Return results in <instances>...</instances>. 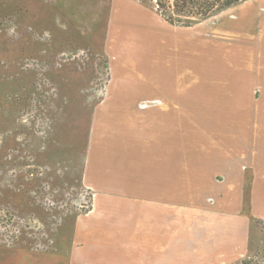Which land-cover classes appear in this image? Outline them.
<instances>
[{"label": "crops", "instance_id": "crops-1", "mask_svg": "<svg viewBox=\"0 0 264 264\" xmlns=\"http://www.w3.org/2000/svg\"><path fill=\"white\" fill-rule=\"evenodd\" d=\"M94 1L107 2L101 54L111 86L94 103L78 159L79 183L95 192L91 209L56 234L24 237L32 245L20 247L29 252L18 251L6 264L231 262L246 250L249 219L264 221V0L239 3L221 22L225 37L237 33L240 47L255 51V73L234 75L237 86L208 93L253 115L241 123L238 140L203 145L183 140L180 116L199 112L200 76L178 73L173 53L194 41L198 46L199 33L172 28L147 0ZM81 11L95 9L86 4ZM142 101L150 104L141 108ZM217 175L227 178L216 188L219 210L203 194ZM245 179L251 180L246 196ZM22 239L8 247L17 249Z\"/></svg>", "mask_w": 264, "mask_h": 264}, {"label": "rangeland", "instance_id": "rangeland-1", "mask_svg": "<svg viewBox=\"0 0 264 264\" xmlns=\"http://www.w3.org/2000/svg\"><path fill=\"white\" fill-rule=\"evenodd\" d=\"M147 1L172 28L200 36L198 46L194 41L173 50L178 73L200 76L199 112L179 113L183 140L197 145L238 140L241 123L245 126L253 113L240 112L239 103L225 106L224 97L208 93L237 86L234 75L256 71L255 51L240 47L237 33L225 37L221 23L245 0L218 13H212L215 8L210 14L203 10L205 19L195 18L196 8L178 15L176 0ZM66 2L0 0V264L19 258L18 251L29 252L20 247L32 245L24 237L56 234L93 203L94 190L79 183L78 159L86 149L85 128L94 103L105 99L111 86L109 64L101 54L108 9L106 1L104 7L94 0ZM86 4L94 6L90 15L81 11ZM212 76L217 81H209ZM149 104L142 101L139 106ZM212 181L211 191L203 193L204 203L219 210L216 188L225 186L227 178L217 175ZM249 222L246 250L222 264H264V221ZM19 236L23 239L17 249L9 248Z\"/></svg>", "mask_w": 264, "mask_h": 264}, {"label": "trees", "instance_id": "trees-1", "mask_svg": "<svg viewBox=\"0 0 264 264\" xmlns=\"http://www.w3.org/2000/svg\"><path fill=\"white\" fill-rule=\"evenodd\" d=\"M211 0H176V13L178 15H183V10L186 8H196L197 13H195L197 19H205L208 17V14H210V11L212 8H215L212 13H218L220 11H223L225 9H229L232 6L236 5L238 3L237 0H225V2L220 3V0H215L212 3ZM220 3V4H219ZM180 8V9H179ZM203 10H207L208 14L202 13ZM161 16V14H159ZM190 15V14H189ZM240 264H243L242 262Z\"/></svg>", "mask_w": 264, "mask_h": 264}]
</instances>
